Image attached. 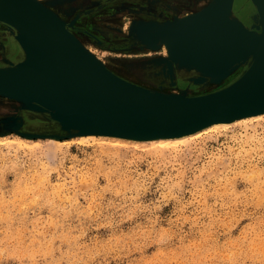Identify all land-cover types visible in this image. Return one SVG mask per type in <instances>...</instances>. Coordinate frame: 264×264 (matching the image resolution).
Returning a JSON list of instances; mask_svg holds the SVG:
<instances>
[{
	"label": "clouds",
	"instance_id": "clouds-1",
	"mask_svg": "<svg viewBox=\"0 0 264 264\" xmlns=\"http://www.w3.org/2000/svg\"><path fill=\"white\" fill-rule=\"evenodd\" d=\"M0 264H264V117L147 140L0 136Z\"/></svg>",
	"mask_w": 264,
	"mask_h": 264
},
{
	"label": "water",
	"instance_id": "water-1",
	"mask_svg": "<svg viewBox=\"0 0 264 264\" xmlns=\"http://www.w3.org/2000/svg\"><path fill=\"white\" fill-rule=\"evenodd\" d=\"M251 2L249 26L233 10L234 0H209L193 13L133 28L144 45L156 48L164 41L168 49L153 59L151 80L158 87L153 88L112 71L40 1L0 0V22L13 29L23 52L20 60L0 65V90L16 93L12 99L22 102L20 108L45 114L23 111L5 118L4 127L26 136L62 135L20 131L24 121L64 135L171 134L264 109V0ZM242 65L234 78L211 90L161 89L177 84L199 90L221 83Z\"/></svg>",
	"mask_w": 264,
	"mask_h": 264
},
{
	"label": "rangeland",
	"instance_id": "rangeland-1",
	"mask_svg": "<svg viewBox=\"0 0 264 264\" xmlns=\"http://www.w3.org/2000/svg\"><path fill=\"white\" fill-rule=\"evenodd\" d=\"M37 1L44 3L48 8L60 15L68 28L73 24V22H68V19L73 16L74 20H77L74 23L76 26L73 31L70 28L69 30L79 39L89 52L101 60L112 71L136 83L148 87L158 88L151 80V69L154 65L153 59L159 56L167 55V47L165 44H161L156 48L144 45L136 36V32L133 28L139 25L142 21L162 22L172 20L175 17H182L185 14L187 15L189 13H193L200 10L201 7H203L209 0H161L169 6H172L175 10L177 9L175 14L171 10L168 11V9L164 8L163 12L160 14L161 20H143L141 15L142 7H139L137 3L128 0ZM57 5H71L70 13H62ZM175 6H179L180 8ZM153 8L150 7L144 11H152ZM233 10L238 16H244V19L250 25L251 19L247 17L246 10L254 12L255 6L251 0H234ZM1 23L2 22H0V65H4L11 61V55L16 59V61L20 60L22 58L21 56H23V52L13 37V29L6 24H4L5 28H2L1 25L3 24ZM1 29H8L10 31V35H5L7 36L6 39L5 37H2L4 32ZM243 68L244 65L238 67L221 83H205L199 90H194V88L189 85L179 86L177 84L166 85L161 87V89L175 92H179L180 88L184 87H186L189 92L211 90L234 78ZM19 104L20 103L15 99L0 95V136L15 134L22 139L28 140L50 139L52 137L56 138V136L52 135L26 136L12 127H4L6 124L5 118L17 114H21L23 116V111H27L28 114H34L38 117H45L43 112L22 109ZM19 130L34 131L45 134L58 133L62 135L57 137L60 141L78 136H76V134L64 135V132L59 129H35L30 127L26 121L23 122Z\"/></svg>",
	"mask_w": 264,
	"mask_h": 264
},
{
	"label": "bare ground",
	"instance_id": "bare-ground-1",
	"mask_svg": "<svg viewBox=\"0 0 264 264\" xmlns=\"http://www.w3.org/2000/svg\"><path fill=\"white\" fill-rule=\"evenodd\" d=\"M42 4L45 5L44 3H42ZM161 44H165V42L162 41ZM213 78H216V77H213ZM223 78L224 77H220V78H217V79L218 80H221ZM0 93L4 94V96L10 97V98H13L14 96L15 97L17 96V95H15L16 93L12 92L11 90H8V91H6V90H0ZM19 102H21V101H19ZM263 116H264V109H261V110L253 111V112L246 113L244 115H240V116H236V117H231V118L221 119V120H215V121H212L210 123H207L206 125H203L201 127H198L196 129H192V130H188V131H184V132H178V133H171V134H152V135L137 136V135H129V134L117 133V132H107V131H102V130H89V131H86V132H77V133H74V135L75 134H76V136L77 135L78 136H86V135H107V136L122 137V138H134V139H137V140H147V139L158 138V137H182V136H184L186 134L196 133L198 131L204 130L207 127H209L210 125H213L215 123H219V122H229L230 123V122H235V121L242 120V119H255V118H259V117H263ZM67 130L68 131H71L72 130L71 132L77 131V129L75 130L74 128H71V127H69V129H67ZM50 139H56V140H58L59 138L57 139V137L56 138L55 137H52Z\"/></svg>",
	"mask_w": 264,
	"mask_h": 264
},
{
	"label": "flooded vegetation",
	"instance_id": "flooded-vegetation-1",
	"mask_svg": "<svg viewBox=\"0 0 264 264\" xmlns=\"http://www.w3.org/2000/svg\"><path fill=\"white\" fill-rule=\"evenodd\" d=\"M128 1H132V2H134V3H137L138 4V6L139 7H142V10H141V15H142V19L143 20H161V18H160V14H161V12H163V9L164 8H166V9H168V11H172L173 13H175L176 14V10L172 7V6H169L167 3H165L164 1H161V0H128ZM58 7H59V10L62 12V13H70V11H71V5L70 6H66V5H57ZM73 6V5H72ZM150 7H154L153 9H152V11H144L145 9H148V8H150ZM175 7H179V6H175ZM180 8V7H179ZM65 13V14H66ZM174 15V14H173ZM239 17L244 21V23L246 24V25H248L249 26V24H248V22L244 19V16H241V15H239ZM77 20L75 19L74 20V18H73V16L70 18V19H68V22H73V24L71 25V26H69V28L73 31V29H74V27L76 26L74 23L76 22ZM1 24H3V25H1L2 26V28H5L4 27V23H1ZM72 27V28H71ZM1 30H3V36L2 37H5V39H6V37L7 36H5L6 34H8V35H10L9 33H10V31L7 29H1ZM21 52V51H20ZM22 57V56H21ZM11 61H13V62H15L16 61V59L15 58H13V56L11 55V59H10ZM7 64V63H6Z\"/></svg>",
	"mask_w": 264,
	"mask_h": 264
}]
</instances>
